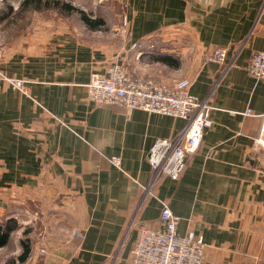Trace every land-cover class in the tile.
<instances>
[{
	"label": "crops",
	"instance_id": "obj_1",
	"mask_svg": "<svg viewBox=\"0 0 264 264\" xmlns=\"http://www.w3.org/2000/svg\"><path fill=\"white\" fill-rule=\"evenodd\" d=\"M16 1L0 0V70L28 94L0 84V216L42 228L22 264H131L139 225L160 226L162 201L179 234L202 236L201 264H264V82L245 70L264 50V0H128L113 52L57 20L12 34ZM215 47L225 63L206 59ZM113 61L166 85L186 77L209 97L210 122L177 179L150 183L146 153L184 119L88 98L91 73Z\"/></svg>",
	"mask_w": 264,
	"mask_h": 264
},
{
	"label": "built area",
	"instance_id": "obj_2",
	"mask_svg": "<svg viewBox=\"0 0 264 264\" xmlns=\"http://www.w3.org/2000/svg\"><path fill=\"white\" fill-rule=\"evenodd\" d=\"M206 59L225 63L226 48L215 47ZM245 70L264 82V50L251 54ZM0 84L28 94L24 79L7 76L1 70ZM190 85L191 81L186 77L166 85L151 77L131 73L116 61L108 64L104 72H92L86 84L88 98L95 104L138 108L184 119V125L177 133L171 137H156L148 148L146 159L150 166V183L164 176L172 179L180 176L187 156L198 149L203 129L210 122L212 105L209 97L197 98L189 91ZM112 161L118 164L119 158L112 157ZM158 221L159 227L147 222L139 225L138 237L131 249V264L202 263L205 251L202 236L191 230L179 234V216L165 201H162Z\"/></svg>",
	"mask_w": 264,
	"mask_h": 264
},
{
	"label": "rangeland",
	"instance_id": "obj_3",
	"mask_svg": "<svg viewBox=\"0 0 264 264\" xmlns=\"http://www.w3.org/2000/svg\"><path fill=\"white\" fill-rule=\"evenodd\" d=\"M14 1L16 0H11L12 3ZM66 4L74 7L75 10H69L65 6ZM23 7V10L20 8L10 11L11 13L7 16L10 24L14 22L12 29H16L11 31L12 34L17 33L18 30L15 26L18 25L22 26L21 29L24 30L26 27L29 29L36 20H41L43 25H46V21L57 20L59 29L68 28L85 43L96 46L102 45L110 52L119 48V45L123 43L121 39L125 37L123 24L128 21L124 14L128 7V0H38L36 2L28 0ZM34 7L37 9L36 12H32L31 8ZM78 10L83 11L93 20H102L101 23L94 28L88 27L81 20ZM29 209L26 210L27 214L32 213ZM18 212L17 209L14 214H18ZM32 218L28 216L26 226L20 227L19 224L16 227L12 224L14 221H6L0 216V224L3 225L5 221L8 229L10 228L7 242L0 245V264H22L23 262L17 258L22 251L21 243L27 242L31 248L36 237L39 241L41 240L42 228L40 226L35 227L36 221L35 218ZM16 219L17 221L20 220L18 216ZM18 248L20 250H17Z\"/></svg>",
	"mask_w": 264,
	"mask_h": 264
},
{
	"label": "trees",
	"instance_id": "obj_4",
	"mask_svg": "<svg viewBox=\"0 0 264 264\" xmlns=\"http://www.w3.org/2000/svg\"><path fill=\"white\" fill-rule=\"evenodd\" d=\"M28 0H22L21 2V6H24L27 3ZM38 0H34V2H36ZM69 10H75L74 7H72L71 5L66 4L65 5ZM79 14H80V18L81 20L85 23V25H87L90 28H94L96 26H98V24L101 23L102 20H93L91 18H89L83 11L78 10ZM8 239V231H4V227L3 225L0 224V245H4L7 242ZM22 251L21 253L18 255V260L20 262H24L27 257L29 256V252H30V248L29 245L27 244V242H22Z\"/></svg>",
	"mask_w": 264,
	"mask_h": 264
}]
</instances>
